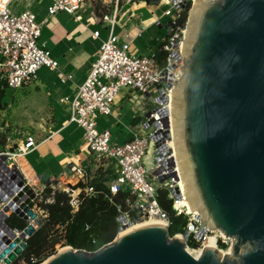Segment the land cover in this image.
Segmentation results:
<instances>
[{
    "label": "water",
    "instance_id": "obj_1",
    "mask_svg": "<svg viewBox=\"0 0 264 264\" xmlns=\"http://www.w3.org/2000/svg\"><path fill=\"white\" fill-rule=\"evenodd\" d=\"M183 58L172 106L182 189L189 193L184 198L203 215L198 218L204 226L232 240L230 253L203 247L195 258L181 237L169 235V226L149 224L118 236L124 229L119 226L115 237L94 251L67 245L43 264H264V0L196 5ZM162 135L170 138L168 129ZM163 150L161 165L168 173L160 180L176 181L174 160ZM7 159L0 153V264L16 260L42 225L36 191ZM172 192L179 196L178 187ZM11 214L26 222L22 229L6 224Z\"/></svg>",
    "mask_w": 264,
    "mask_h": 264
},
{
    "label": "built area",
    "instance_id": "obj_2",
    "mask_svg": "<svg viewBox=\"0 0 264 264\" xmlns=\"http://www.w3.org/2000/svg\"><path fill=\"white\" fill-rule=\"evenodd\" d=\"M48 1L46 15L42 19H37V15L30 9L13 10L9 6L10 0H0V79L4 80L6 87L17 89L30 83L42 67L57 69L58 61L51 57L49 50L40 42L42 26L60 11L72 15L75 20H80L87 10L85 2L88 1L91 6L90 0ZM130 1L126 0V2ZM159 2H163L166 7L152 24L162 27L161 18L167 17L164 24L167 33L160 40L158 47V50L166 55L165 64L159 65L155 53H131L129 34L124 33L120 36L112 32V26L117 21V4L109 14L96 16L92 12L93 18L110 28V32L101 42L85 79L77 85L72 97L61 98L59 102L66 104L68 120L82 129V143L91 159L94 162L106 160L111 163L114 177L107 182L109 192L116 194L119 191H126L131 197L126 200L128 210L121 212L117 218L119 226H127L150 217L170 226L169 215L157 200L158 189H165L167 198L172 200L174 214H184L187 217L184 230L173 235H179L186 247L198 248L202 245L205 235L210 234L212 229L202 224L197 213L186 214L174 208L176 196L172 189L176 181L173 178L160 180V177H165L168 173L167 165L162 168L160 162L164 151L161 150L163 136L159 137L160 133L167 130L164 127L166 116L159 114V119H153L155 113L160 112V109L168 104L169 93L175 84L173 69L181 59L177 49L184 37L185 28V24L180 20L187 3L193 0H159ZM97 36L98 31L92 33V37ZM123 89H128L131 93L129 100L133 101V106H136L133 111L140 114L141 119L136 132H133L129 139L118 143L111 140V132L108 128H102L100 131L97 129L96 120L99 117L111 116L114 99ZM151 93H155V96L151 97ZM159 95L161 99L155 100ZM143 97L153 103L151 108H147V105L141 102ZM163 99L165 102L162 101ZM162 129L163 131L160 132ZM37 144L36 137L28 134L11 152L1 153L8 156L6 163L11 165L12 158L32 151ZM149 152L151 155L147 164L146 157ZM156 170L159 171L155 175L153 173ZM67 174L78 182H86L89 179L87 167L80 165L70 164ZM69 190L66 188L63 191L68 193ZM37 191V196L41 197V190L38 191L39 193ZM86 191L91 193L92 188L87 187ZM70 197L71 206L76 207L77 195ZM184 232H186L185 238H183ZM220 241H228L231 247L232 240L229 237L225 235L217 237L216 245H222Z\"/></svg>",
    "mask_w": 264,
    "mask_h": 264
},
{
    "label": "crops",
    "instance_id": "obj_3",
    "mask_svg": "<svg viewBox=\"0 0 264 264\" xmlns=\"http://www.w3.org/2000/svg\"><path fill=\"white\" fill-rule=\"evenodd\" d=\"M48 3V0H10L9 6L13 10L28 8L37 15V19H42ZM133 4L124 2L123 12L117 16L112 32L120 36L129 34L131 53L153 54L156 50L153 51L141 40L143 31L153 26V21L148 25L142 23L139 15L142 11L139 10L133 16L125 15ZM149 6L145 5L146 11L150 10ZM90 7L91 10H86L80 20L60 11L42 26L40 42L58 61V68L50 70L42 67L33 81L18 88L17 101L35 111V119L32 120L35 125L31 130L36 132L38 144L32 151L14 157L12 162L35 191L43 188L48 181H56L57 187L67 185L68 181H77L67 174L70 164L87 167L88 173L97 166L82 143V129L68 120L66 104L59 102L61 98L72 97L77 85L85 79L101 42L110 32V28L93 18L91 13L96 14L92 5ZM152 16L154 19L157 17ZM95 31H98V36L94 38L92 33ZM130 95L128 89H123L114 99L111 116L100 119L101 129L109 128L116 141L132 136L141 119L140 114L133 111L136 106L131 104ZM146 163L149 164V159ZM28 177L36 180V185H32ZM76 189L78 192L80 188Z\"/></svg>",
    "mask_w": 264,
    "mask_h": 264
},
{
    "label": "trees",
    "instance_id": "obj_4",
    "mask_svg": "<svg viewBox=\"0 0 264 264\" xmlns=\"http://www.w3.org/2000/svg\"><path fill=\"white\" fill-rule=\"evenodd\" d=\"M180 21L184 23L185 17ZM155 57L159 65L165 64L164 52L157 49ZM5 87L4 80L0 79V110L6 105L2 101ZM5 138V133L0 132V152L5 148ZM111 172V176L100 174L86 182H77L75 186L80 188V192L76 207L71 206V197L67 192L52 187L56 181H48L39 189L41 197L37 209L41 212L42 225L25 240V249L11 264H39L55 252L54 247L60 242H63V246L70 245L85 251H94L110 242L118 231L117 218L121 212L128 210L126 200L131 198L126 191L116 194L109 192L107 182L114 177V171ZM28 178L32 185H36V180ZM87 187L92 188L91 193L86 191ZM157 200L169 215V235L183 231L187 217L174 214L172 200L167 198L165 189H158ZM6 224L20 230L25 226V221L12 214Z\"/></svg>",
    "mask_w": 264,
    "mask_h": 264
},
{
    "label": "rangeland",
    "instance_id": "obj_5",
    "mask_svg": "<svg viewBox=\"0 0 264 264\" xmlns=\"http://www.w3.org/2000/svg\"><path fill=\"white\" fill-rule=\"evenodd\" d=\"M140 0H131L130 4L132 3H138ZM144 1V0H143ZM91 5L93 7V10L97 16H101L102 14H109L112 12L114 6L117 4V16L119 13L123 12V4L126 2V0H90ZM86 7L88 12L91 10L89 2L86 3ZM193 5V2H189L186 5V10L183 11L182 17H185V27L186 23L188 21V16H189V11ZM150 10L148 11H142L139 13L141 17L149 14V15H154V16H160L163 10L165 9L166 5H164L163 2H159L157 5H150ZM167 21V17L162 16L161 18V23L162 27H159L158 25L154 24L153 26L148 27L146 30L143 31L141 35V40L144 42L147 47H151L152 50H157L158 47L160 46V43L165 35H166V28L164 27V24ZM107 31V30H106ZM182 65L184 66V58L182 57ZM181 70V69H180ZM23 87V86H22ZM21 88V87H20ZM17 94H18V88H10V87H5L4 89V95H3V103H5V108L0 110V131L5 133L6 138H5V148L1 152H11L12 149L16 146L18 142H21L24 140V137L28 134H32L35 136L36 132L32 131L31 129L34 127V123H32V120L35 119L33 116V113L35 112L32 108L26 107V105L23 103H19L17 101ZM138 95V94H137ZM155 93H151V97H154ZM141 102H144L147 105V108H151L153 106V103L149 100H147L145 97L141 100ZM131 104L134 105L133 101H131ZM136 114V113H135ZM108 117H99L96 122H97V129L100 131L101 130V125H100V119L105 118L108 119ZM109 129V128H108ZM111 132V130H110ZM131 137V136H130ZM128 137L127 139H129ZM125 139V140H127ZM111 140L116 141L114 137L112 136L111 133ZM124 141V140H122ZM122 141H116L118 143ZM0 152V153H1ZM150 152L148 153L146 159L148 161ZM11 162L14 161L13 158L10 160ZM9 161V162H10ZM95 164L97 165L93 171L88 173V176H99L102 174V176H111L112 172L110 173L111 170H113V167L109 161L106 160H100V161H95ZM8 165V164H7ZM9 166V165H8ZM78 181H68L67 185L62 184L61 186H56L53 185L54 188L60 189V190H65L66 188H69L68 194L70 195H78L80 192V189L77 192V189H73V186L76 185ZM70 185V186H69ZM38 192V191H37ZM39 193V192H38ZM39 195L37 196L35 200V210L37 211L38 215L40 216L41 212L40 210L37 209L38 204L40 203ZM172 208V206H171ZM173 210V208H172ZM12 215V214H11ZM11 215L9 217H11ZM15 215V214H14ZM184 215V214H183ZM9 217L6 219V221L9 219ZM21 219V218H20ZM145 220V219H144ZM5 221V222H6ZM140 220H138L139 222ZM137 222V221H136ZM133 222V223H136ZM26 224V222H25ZM118 233V231H117ZM222 233V232H221ZM63 242L57 243L54 247L56 253L60 247L63 246ZM222 245L217 244L218 249L221 250H226L229 247V242L224 241L221 242ZM66 246V245H64ZM53 253V254H54ZM52 255V254H51ZM50 256V255H49Z\"/></svg>",
    "mask_w": 264,
    "mask_h": 264
},
{
    "label": "bare ground",
    "instance_id": "obj_6",
    "mask_svg": "<svg viewBox=\"0 0 264 264\" xmlns=\"http://www.w3.org/2000/svg\"><path fill=\"white\" fill-rule=\"evenodd\" d=\"M162 1H164V0H162ZM204 1H207V0H193V5L189 11V17H188V21L186 23L187 25L184 28V37L179 42L178 49H177L181 55L180 56L181 59L179 61H177V63L175 64L176 67H175V69H173L174 70L173 72L175 74V79H174L175 83L177 82V80L179 79V77L182 73V61L181 60H182V57H184L187 54V46L190 43L191 27L194 24L195 6L204 2ZM145 5H146L145 2L143 0H140L138 3H134L132 8L127 10V12H125L124 14L127 16H131L132 14H134V12L136 10L146 11ZM141 19H142V23H144L145 25H148V24H150V22L154 21L153 16L149 15V14L143 16ZM120 22H121V20H120ZM175 86H176V84H174L172 90L169 93L168 104L166 106L163 105L165 108H161L160 112H156L155 117L153 119H159L160 118L159 114L166 116V123L168 125L167 129H168V133L170 134V138L165 139V142L161 141V143H162L161 150L164 151L163 146L165 148L169 149L170 155L174 160V170L176 171L177 176H178L175 186L178 187V189H179V196L175 198L173 206H174V208L178 209L179 211H184L186 214H194V213L199 214L200 213L199 211H194L192 201L185 200L184 197H189V193H183V189H182L181 180L184 178V173H183V170H182V167L180 164L178 147H177L176 129H175V125L173 122V116L175 114V108L172 106V103L175 99ZM162 131H163V129L160 130V132H162ZM162 134L163 133H160L159 137L160 136L162 137L163 136ZM162 139H164V137ZM164 159H166V157L163 158L161 155L160 162L163 163ZM8 167H10V166H8ZM2 207L3 206H0V209H2ZM10 211H11V209H9L6 212V215H8V213ZM201 216L203 217L202 214H201ZM149 224H163V222L156 219V218H153V217L146 218L145 220H141L139 222L137 221L136 223H131V224H128L127 226H123L124 229L119 232L118 236L123 235L124 233H127L128 231H131L135 228H138V227H141L144 225H149ZM1 231H2V233L5 232L4 229ZM5 235L8 236V233H6ZM176 237L179 238L180 236L176 235ZM217 237H224V235H223V233H221V231H219L217 229H212L210 234L205 235L204 240L202 242V245L200 247L195 248V247H188L187 246L186 250L191 256H193L195 258H197L200 255V253L202 251V246L214 248L217 251H219L222 255L229 254L230 253V247H228L226 250L218 249V247L216 245ZM68 248L69 247L67 245L62 246L59 248V250L57 252L60 253L63 250L68 249ZM44 262L42 261L39 264H43Z\"/></svg>",
    "mask_w": 264,
    "mask_h": 264
}]
</instances>
